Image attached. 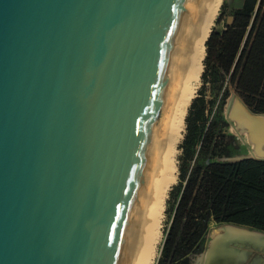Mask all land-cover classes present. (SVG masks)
<instances>
[{
  "label": "water",
  "instance_id": "95a60500",
  "mask_svg": "<svg viewBox=\"0 0 264 264\" xmlns=\"http://www.w3.org/2000/svg\"><path fill=\"white\" fill-rule=\"evenodd\" d=\"M192 1L0 0V264H124Z\"/></svg>",
  "mask_w": 264,
  "mask_h": 264
},
{
  "label": "trees",
  "instance_id": "16d2710c",
  "mask_svg": "<svg viewBox=\"0 0 264 264\" xmlns=\"http://www.w3.org/2000/svg\"><path fill=\"white\" fill-rule=\"evenodd\" d=\"M227 3L216 19H225ZM206 42L201 86L186 116L179 180L169 192V223L157 264H193L212 222L264 230V161L231 156L222 112L235 92L264 114V0H244ZM230 128V123H229Z\"/></svg>",
  "mask_w": 264,
  "mask_h": 264
},
{
  "label": "bare ground",
  "instance_id": "6f19581e",
  "mask_svg": "<svg viewBox=\"0 0 264 264\" xmlns=\"http://www.w3.org/2000/svg\"><path fill=\"white\" fill-rule=\"evenodd\" d=\"M223 1H192L124 264H155L158 258L167 199L177 181L179 146L186 132L188 108L201 85L206 42ZM228 109L231 129L248 149L247 156L264 158V116L252 114L238 96L230 101ZM254 245L264 246L263 236L218 225L210 231L206 254L195 264H244ZM242 246L246 249L240 251Z\"/></svg>",
  "mask_w": 264,
  "mask_h": 264
},
{
  "label": "rangeland",
  "instance_id": "374dc122",
  "mask_svg": "<svg viewBox=\"0 0 264 264\" xmlns=\"http://www.w3.org/2000/svg\"><path fill=\"white\" fill-rule=\"evenodd\" d=\"M241 1H243V0H224L223 1V3H222V5L224 4V2H226L227 3V8H226V12H225V19H224V21L223 22H221L220 24H217V22H215V25H214V27L213 28H219V29H221V28H223V26L225 25V23H230L231 21H232V18H233V15H232V12H233V10L235 9V8H237L239 5H240V2ZM222 13V6H221V8H220V11H219V14H218V16H217V19H218V17L220 16V14ZM201 86V85H200ZM200 88V87H199ZM199 90V89H198ZM235 92H233L232 94H231V96L234 94ZM230 96V97H231ZM224 109H225V106H224ZM224 109H223V112H224ZM223 112H222V115H223V117H224V119L228 122L229 120H228V118L223 114ZM229 123L230 122H228V127H227V129H226V133L229 135V137H230V141H231V156L230 157H228V158H222V161H237V160H239V159H242V158H248V149L247 148H245V146L242 144V142L240 141V139L233 133V131H232V129H231V124H230V128H229ZM186 133V132H185ZM185 135V134H184ZM184 139V138H183ZM183 139H182V141H183ZM182 141H181V143H182ZM180 143V144H181ZM179 155H178V165H179V156L181 155V150H180V148H179ZM178 180H179V167H178V171H177V181L175 182V184L174 185H176L177 183H178ZM173 185V186H174ZM171 190H172V188H171ZM169 197H170V195L168 196V200H169ZM168 207H169V204H168V201H167V205H166V211H165V218H164V223H163V225H164V227H163V231H164V229L166 228V226L168 225V223H169V215H168V213H167V209H168ZM218 225H220V224H217V223H215V222H212L211 223V225H210V229H209V231H208V234L206 235V237H205V240H204V242H203V244H202V247H203V250L201 251V252H199V253H197V254H195V255H193L192 257H191V260H192V263L193 264H195L196 263V261H197V259L200 257V256H202L206 251H207V248H208V242H209V234H210V231L212 232L213 231V229H216L217 228V226ZM165 239V238H164ZM164 243V242H163ZM161 246H160V251H161ZM160 255H161V252H159V255H158V258H157V260H156V263L155 264H157V261H158V259H159V257H160Z\"/></svg>",
  "mask_w": 264,
  "mask_h": 264
},
{
  "label": "crops",
  "instance_id": "0c3cea01",
  "mask_svg": "<svg viewBox=\"0 0 264 264\" xmlns=\"http://www.w3.org/2000/svg\"><path fill=\"white\" fill-rule=\"evenodd\" d=\"M243 2H244V0L240 2V5H239L238 7H241V6H242V4H243Z\"/></svg>",
  "mask_w": 264,
  "mask_h": 264
},
{
  "label": "flooded vegetation",
  "instance_id": "af4514ba",
  "mask_svg": "<svg viewBox=\"0 0 264 264\" xmlns=\"http://www.w3.org/2000/svg\"><path fill=\"white\" fill-rule=\"evenodd\" d=\"M261 264V263H260Z\"/></svg>",
  "mask_w": 264,
  "mask_h": 264
}]
</instances>
